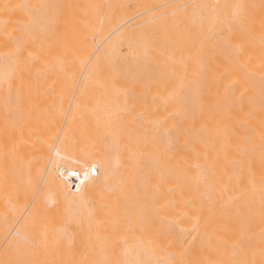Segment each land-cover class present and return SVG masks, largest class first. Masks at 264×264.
Here are the masks:
<instances>
[{
	"label": "bare ground",
	"instance_id": "1",
	"mask_svg": "<svg viewBox=\"0 0 264 264\" xmlns=\"http://www.w3.org/2000/svg\"><path fill=\"white\" fill-rule=\"evenodd\" d=\"M0 264H264V0H0Z\"/></svg>",
	"mask_w": 264,
	"mask_h": 264
}]
</instances>
